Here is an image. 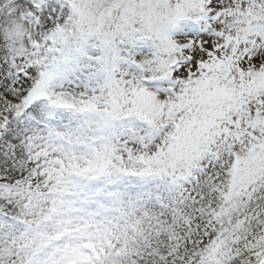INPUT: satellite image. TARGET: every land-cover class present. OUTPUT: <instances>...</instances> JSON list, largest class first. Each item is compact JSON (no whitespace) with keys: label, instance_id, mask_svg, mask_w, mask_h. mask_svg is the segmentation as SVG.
Wrapping results in <instances>:
<instances>
[{"label":"snow or ice","instance_id":"1","mask_svg":"<svg viewBox=\"0 0 264 264\" xmlns=\"http://www.w3.org/2000/svg\"><path fill=\"white\" fill-rule=\"evenodd\" d=\"M0 264H264V0H0Z\"/></svg>","mask_w":264,"mask_h":264}]
</instances>
